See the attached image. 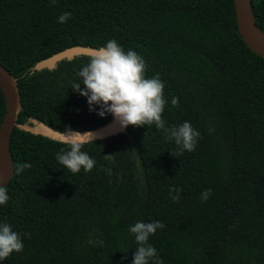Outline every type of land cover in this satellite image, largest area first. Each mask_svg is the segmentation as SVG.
I'll list each match as a JSON object with an SVG mask.
<instances>
[{"label":"trees","instance_id":"16d2710c","mask_svg":"<svg viewBox=\"0 0 264 264\" xmlns=\"http://www.w3.org/2000/svg\"><path fill=\"white\" fill-rule=\"evenodd\" d=\"M251 4L264 33V0ZM113 39L144 59L146 78L159 75L165 126L189 122L200 132L195 150L173 157L175 142L155 125L128 126L84 144L95 166L72 174L56 159L66 144L14 128V168L32 167L5 186L0 224L24 248L0 264H132L129 228L139 221L165 225L149 238V264H264V60L242 41L233 0H0V64L17 79V125L36 120L63 133L113 121L71 88L88 57L32 73L66 49ZM4 113L0 89V123Z\"/></svg>","mask_w":264,"mask_h":264},{"label":"clouds","instance_id":"9594fccd","mask_svg":"<svg viewBox=\"0 0 264 264\" xmlns=\"http://www.w3.org/2000/svg\"><path fill=\"white\" fill-rule=\"evenodd\" d=\"M51 3L55 4L56 0H51ZM71 15L70 12L63 13L59 16L58 22L66 23ZM146 67L144 59L136 51L125 52L116 40H109L105 46L92 51L88 63L77 73L84 88H81L80 82H74L71 88L87 98L90 112H95L96 106H99L97 115L104 117L111 114L121 129L128 126L155 125L158 130L165 133L168 140L175 142L178 150L174 154L171 153L173 157L183 155L185 151L193 152L200 132L193 129L187 121L170 128L165 126L162 119L167 103L164 98L165 84L158 74L146 78ZM171 104L174 107L178 106L179 98L173 97ZM60 133L61 142L67 145V150L62 148L57 153L58 162L72 174L80 173L82 169L85 173L90 172L96 162L81 149L85 143L93 142L92 133L81 134L71 129ZM106 157L110 159L111 155ZM31 167L30 163L17 164L14 172L19 176L25 169ZM180 191L181 189L175 187L169 189L170 194L176 193L171 196L173 202L179 201ZM211 194V189H206L201 193V199L206 201ZM8 200L7 189L0 186V205H6ZM164 227L161 221H139L129 228L138 245L132 264H149V261L157 256L156 248L148 241L150 236L155 235L157 229ZM23 248L20 234L13 231L9 224H0V261L9 258L13 252H22Z\"/></svg>","mask_w":264,"mask_h":264},{"label":"water","instance_id":"95a60500","mask_svg":"<svg viewBox=\"0 0 264 264\" xmlns=\"http://www.w3.org/2000/svg\"><path fill=\"white\" fill-rule=\"evenodd\" d=\"M233 1L237 29L242 41L252 53L264 60V33H262L256 26L251 0ZM93 50V48L89 47H72L66 49L37 63L32 69V73L45 69H53L59 62L63 60H71L74 57L85 56L89 58ZM0 89L5 99V113L0 123V186L5 187L14 177V162L10 151V138L14 128H18L23 132L35 136L47 138L54 142H62L60 132L39 123L36 120H31V125H17V119L21 109L17 79L1 64ZM125 130L126 129H121L119 124L113 119V121L98 129L74 132H79L81 134L92 133L93 142H96L124 133Z\"/></svg>","mask_w":264,"mask_h":264}]
</instances>
